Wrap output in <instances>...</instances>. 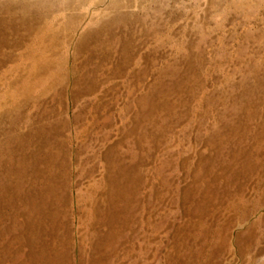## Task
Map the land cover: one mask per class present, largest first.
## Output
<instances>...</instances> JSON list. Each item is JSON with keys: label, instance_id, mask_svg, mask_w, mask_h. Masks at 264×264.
I'll use <instances>...</instances> for the list:
<instances>
[{"label": "rangeland", "instance_id": "rangeland-1", "mask_svg": "<svg viewBox=\"0 0 264 264\" xmlns=\"http://www.w3.org/2000/svg\"><path fill=\"white\" fill-rule=\"evenodd\" d=\"M42 251L264 264V0H0V264Z\"/></svg>", "mask_w": 264, "mask_h": 264}, {"label": "bare ground", "instance_id": "bare-ground-1", "mask_svg": "<svg viewBox=\"0 0 264 264\" xmlns=\"http://www.w3.org/2000/svg\"><path fill=\"white\" fill-rule=\"evenodd\" d=\"M54 189H55V192H57L56 186L51 181L45 182L44 185H42L40 188L39 195L34 196L33 199L30 200L29 203L32 204L34 199L40 200V199L44 198V196H46V197L49 196ZM57 195H58V193H57ZM58 197H59V195H58ZM43 203H45V202H43ZM52 205H53V203L51 204L50 202H47L45 204V206L47 207V209H46L47 213L43 210V216H45V218L50 222H55L54 220L57 219V223H58V221L62 219L63 214L60 213V211L57 208H56V210H53L54 211V213H53L52 209L54 207H52ZM37 209L39 210L42 208H37ZM60 227L62 228V226H60ZM45 253H46V251H42L41 255L44 256L43 254H45ZM63 255L64 254L60 253V252L59 253L54 252V251L50 252L46 257L44 256L45 257L44 264H52L54 262V260H58V259L62 258ZM37 258H39V257L37 256ZM38 261L43 262L40 258L38 259Z\"/></svg>", "mask_w": 264, "mask_h": 264}]
</instances>
